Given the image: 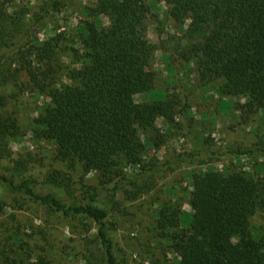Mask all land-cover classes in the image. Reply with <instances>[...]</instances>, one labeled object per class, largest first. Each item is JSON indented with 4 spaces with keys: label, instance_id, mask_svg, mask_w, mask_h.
Returning a JSON list of instances; mask_svg holds the SVG:
<instances>
[{
    "label": "trees",
    "instance_id": "1",
    "mask_svg": "<svg viewBox=\"0 0 264 264\" xmlns=\"http://www.w3.org/2000/svg\"><path fill=\"white\" fill-rule=\"evenodd\" d=\"M14 1L0 0V193L23 195L65 218L92 221L102 262L120 264L102 196L135 181H152L159 168L191 155L143 158L148 147L160 148L165 142L163 133L150 129L153 121L161 118L171 127L178 105L167 92L163 100H136L157 89L156 73L148 68L153 48L142 34L151 5L146 0H95L84 8L87 18L72 35L55 30L40 41L36 30L66 3L45 0L31 13L7 12ZM155 2L165 5V15L182 31L163 42L165 49L185 63L197 62L202 81L225 79L236 97L247 100L239 105L242 112H264V0ZM69 52L80 58L75 68L62 57ZM29 92L49 99L33 120L37 139L49 141L55 159L69 168L78 165L85 174L96 173L99 188L82 185L76 195L71 178L56 169L36 182L25 175V162L12 159L11 141L20 129L9 105ZM141 131L153 135L143 141ZM205 152L253 155L264 152V144L225 151L208 147ZM8 160L11 165H4ZM130 165L132 177L124 172ZM191 184L192 214L179 207L159 208L156 230L171 242L175 259L170 264H264V232L252 226L256 217L264 228L262 165L254 173L212 169L194 174ZM184 215L190 221L188 234L175 239L172 232ZM14 241L22 242L19 233ZM12 260L4 254L1 264ZM19 264L52 263L36 255Z\"/></svg>",
    "mask_w": 264,
    "mask_h": 264
},
{
    "label": "rangeland",
    "instance_id": "2",
    "mask_svg": "<svg viewBox=\"0 0 264 264\" xmlns=\"http://www.w3.org/2000/svg\"><path fill=\"white\" fill-rule=\"evenodd\" d=\"M43 1L15 0L5 10L24 9L31 13L38 10ZM146 1L151 9L142 34L153 48L148 68L156 73L157 89L138 95L136 100H163L167 92L177 100L178 105L171 127L168 128L161 118L153 121L150 129L155 127L163 133L165 142L160 148L148 147L143 158L166 159L183 152L191 155L185 156L176 165L159 168L152 181L145 178L120 192L102 196L101 206L110 214L120 264H170L175 259L171 242L157 234L159 208L179 207L192 214L194 197L191 179L194 174L212 169L232 174L238 171L254 173L259 164L264 168V152L242 156H210L205 152L208 147L225 151L232 147L263 146L264 112H242L239 105L247 100L236 97L233 87L225 79L204 82L200 78L197 62L185 63L166 50L163 42L182 31L172 19L167 18L162 2ZM93 2L95 0H64L66 7L62 12L49 18L36 30L39 40H45L55 30L72 35L80 20L87 18L84 8ZM104 22L108 24L107 19ZM62 57L69 68L79 65V56L71 52ZM48 101L46 96L29 92L9 105L10 112L16 113L20 129L18 138L11 141L12 159L25 162V175L36 182L44 181L46 175L56 169L71 178L77 188L76 195L80 194L82 185L99 188L100 179L96 173L85 174L78 165L69 168L55 159L49 141L37 139L33 120ZM140 135L146 141L153 134L141 131ZM9 161L4 165H8ZM124 172L132 177V166H126ZM260 174L263 175L262 172ZM189 224L184 215L172 237L180 239L187 235ZM252 226L264 232L259 218L252 220ZM15 233L20 234L22 242L14 241ZM95 233L96 228L90 220L65 218L23 195L1 190L0 264L4 254L12 257L13 264L32 260L36 255L47 257L52 264H104Z\"/></svg>",
    "mask_w": 264,
    "mask_h": 264
}]
</instances>
